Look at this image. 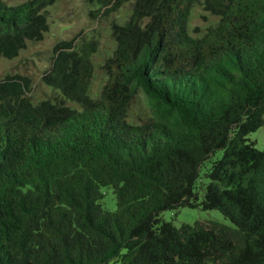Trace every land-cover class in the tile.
Listing matches in <instances>:
<instances>
[{
	"label": "trees",
	"instance_id": "trees-1",
	"mask_svg": "<svg viewBox=\"0 0 264 264\" xmlns=\"http://www.w3.org/2000/svg\"><path fill=\"white\" fill-rule=\"evenodd\" d=\"M54 1L0 0V56L44 38ZM128 1L97 95L98 39L81 33L41 77L59 99L34 102L27 75L0 79V264H264V148L249 138L264 126V0H89L88 14ZM197 4L218 20L193 34ZM139 90L149 116L135 119ZM183 206L229 223L162 219Z\"/></svg>",
	"mask_w": 264,
	"mask_h": 264
},
{
	"label": "rangeland",
	"instance_id": "rangeland-1",
	"mask_svg": "<svg viewBox=\"0 0 264 264\" xmlns=\"http://www.w3.org/2000/svg\"><path fill=\"white\" fill-rule=\"evenodd\" d=\"M9 3H19L25 0H5ZM95 1V0H93ZM133 2L128 1L122 6L111 12L107 16L91 17L89 9L97 8L89 3V0H55L47 6V16L49 30L40 41L28 42L26 47L21 50L19 55L12 59L0 56V79L6 74L19 73L31 78V91L29 95L34 102L42 99H59L56 89L46 85L41 77L43 72L49 68L53 46L60 40L70 39L77 33L81 37H94L98 39V50L93 53L92 61L94 73L91 80L90 91L92 95H97L106 81L103 64L111 55L115 42L111 36V23L125 21L132 10ZM218 17L203 9L201 4L193 7L189 25L193 34H198L214 25ZM71 104V102H67ZM76 104V103H73ZM130 114L135 119L146 118L149 116L148 101L143 91L139 90L132 101ZM249 138L255 141L256 147L264 148V126L249 134ZM222 150L216 153L219 157ZM215 158V157H214ZM207 183V178L201 176L196 185V190L201 198L203 187ZM104 198L101 201L103 207L113 210L116 208V200L111 188H106ZM165 221H171L175 226L183 223L193 224L194 222H208L212 220L229 223L228 219L216 209L205 210L200 207H179L177 209L165 210L161 213ZM108 264H120L119 261H111Z\"/></svg>",
	"mask_w": 264,
	"mask_h": 264
}]
</instances>
